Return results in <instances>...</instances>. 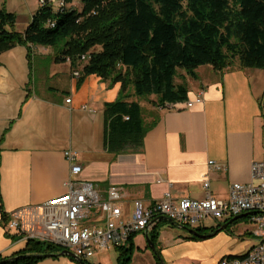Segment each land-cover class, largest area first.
Here are the masks:
<instances>
[{
    "label": "crops",
    "instance_id": "0c3cea01",
    "mask_svg": "<svg viewBox=\"0 0 264 264\" xmlns=\"http://www.w3.org/2000/svg\"><path fill=\"white\" fill-rule=\"evenodd\" d=\"M56 50L24 46L0 55V256L10 258L25 248L16 245V233L7 228L8 215L43 204L67 193L73 152L82 166L80 180L102 192L115 186L124 190L122 208L129 218L134 203L148 207L171 192L176 202L227 198L232 184L251 182V167L264 162V84L254 85L248 69L235 62L222 72L212 66L196 70V80L184 76L189 101L203 94V102L158 107L149 99L148 112L130 87V102H138L147 125H154L139 153L112 154L105 150L104 106L119 99L122 84L92 75L78 86L74 69L63 62L59 70ZM51 60L49 65L46 63ZM257 71V70H256ZM257 73V72H256ZM254 75V74H252ZM257 75V74H256ZM49 82L52 85H48ZM183 84V83H178ZM193 84V85H192ZM71 99V103L67 100ZM213 161L222 170L209 168ZM209 182V189L204 184ZM237 221H216L200 226L209 238L192 240L187 231L159 221L157 248L165 264H220L242 257L260 243L255 229ZM249 223L250 221L247 220ZM228 226L224 228L225 225ZM173 227V228H172ZM152 234V233H151ZM130 264H161L143 234L133 237ZM130 246V242L126 248ZM115 251V252H113ZM119 252L110 249L89 264H118ZM37 264H79L69 258L44 259Z\"/></svg>",
    "mask_w": 264,
    "mask_h": 264
},
{
    "label": "trees",
    "instance_id": "16d2710c",
    "mask_svg": "<svg viewBox=\"0 0 264 264\" xmlns=\"http://www.w3.org/2000/svg\"><path fill=\"white\" fill-rule=\"evenodd\" d=\"M81 2V12L41 4L24 33L14 31V13L0 10V55L18 46L26 47L29 57L32 46L60 48L57 61L70 59L74 69L82 68L78 86L92 75L121 83L119 99L104 106V147L109 153H139L154 128L145 123L141 105L129 101L130 87L138 98L156 96L158 107H175L189 101L186 83L175 82L179 68L194 79L203 66L222 72L237 62L242 69L264 70V0ZM158 237L156 231L150 235L156 248ZM117 250L118 264H130L133 238L128 248ZM61 251L30 242L10 258L29 257L7 264H37L42 256ZM7 259L0 256V262Z\"/></svg>",
    "mask_w": 264,
    "mask_h": 264
},
{
    "label": "built area",
    "instance_id": "2783aa9c",
    "mask_svg": "<svg viewBox=\"0 0 264 264\" xmlns=\"http://www.w3.org/2000/svg\"><path fill=\"white\" fill-rule=\"evenodd\" d=\"M41 4H46L41 0ZM62 2L60 8L65 7ZM83 56L82 61H87ZM68 62H71L68 59ZM76 78L80 72H75ZM71 99L67 103H71ZM203 102V94L185 103L187 109ZM71 166L65 183L68 191L37 206L20 208L8 215L7 228L16 233V242L50 244L69 250L87 262L88 258L118 248H126L133 236L151 234L162 218L173 220L178 226L197 230L206 219L233 220L238 212H248V220L256 227L260 243L242 257L225 258L220 264H264V162L251 167V182L232 184L227 198L207 196L203 200L183 199L176 202L171 192L153 206L142 200L134 203L129 218H125L122 202L124 190L112 186L102 192L98 185L80 180L83 171L77 156L67 151ZM209 168L223 167L210 161ZM209 189L210 184H204Z\"/></svg>",
    "mask_w": 264,
    "mask_h": 264
},
{
    "label": "rangeland",
    "instance_id": "374dc122",
    "mask_svg": "<svg viewBox=\"0 0 264 264\" xmlns=\"http://www.w3.org/2000/svg\"><path fill=\"white\" fill-rule=\"evenodd\" d=\"M40 2H41V0H0V10H7L10 13H14L17 16V23L14 27V31L24 33L27 30V28L29 27L30 23L32 22L33 17L39 11V9L41 7ZM44 2L45 3L48 2L49 4H52L54 10L58 11L60 9L61 3L65 2V0H44ZM64 4H65V7L68 9H74V10H77L79 12H81L83 10V4H82L81 0H73V2L71 4H67V3H64ZM59 50H60V48L56 50V52H58V53H56L58 56H59ZM96 50L98 51V50H100V48H96ZM46 63L51 65L52 61L48 60ZM69 63L71 64V62H69ZM59 65L60 66L57 67V68H59V70H65L66 65L63 62H61ZM203 67H205V66H203ZM252 74H254V75H252ZM184 76H189V75L187 74V72L184 69L179 68L177 71V77L175 79V82L177 84L178 83H186V81L183 79ZM249 76L251 77L250 79L252 80L253 85H254L255 81H257V80H255V77L259 76V80H261V82L259 84H260V86H261V84L263 86V84H264V70L249 71ZM191 78L192 77H190L189 80ZM192 79L196 80L194 78H192ZM51 83H53V82H51ZM51 83L49 82L48 85L51 86L52 85ZM256 85H258V81H257ZM150 97L151 96L142 97V98L137 97L139 99V102L142 103L144 113L148 112V105H149ZM244 220H246V221L241 223V228L246 227V228L253 229V230L255 229V227L247 221L248 218L244 219ZM216 223L217 222L214 221L213 219H206L204 222H202V226L212 227V226H215ZM174 230L180 231L181 229L180 228H174ZM16 245L24 246V243L23 242H16ZM113 252H115V251H113ZM91 260H92V258L87 259V261H91Z\"/></svg>",
    "mask_w": 264,
    "mask_h": 264
},
{
    "label": "water",
    "instance_id": "95a60500",
    "mask_svg": "<svg viewBox=\"0 0 264 264\" xmlns=\"http://www.w3.org/2000/svg\"><path fill=\"white\" fill-rule=\"evenodd\" d=\"M247 215L248 214H244V215L238 216V217L234 218L231 222H234V221H237V220L242 219L244 217H247ZM162 220L167 221L171 225H174V226H176V227H178V228H180V229H182L184 231H187L190 235L198 237V238H201V239H206V238L212 237V236H214L216 234V233L215 234H210V235L201 234L197 230L190 229V228L183 227V226H178L173 220H170L168 218H162L159 221H162ZM227 226H228V224L225 225L224 228H226ZM150 235L151 234L145 235L146 238H147V242H148V245H149L150 249L154 252V254L156 256H158V259L160 260L161 264H165L164 260L162 259L161 255L159 254V251L157 250L156 246L151 242ZM27 257H29V256H18V257L8 258L7 260L1 261L0 264H7L9 262L20 260V259H24V258H27ZM42 257L45 258V259H57V258L65 257V258L73 259L76 262H78L79 264H88V262L84 261L82 258L78 257L76 254H74L73 252H71L69 250H66V249L62 250L59 253L48 254V255H44Z\"/></svg>",
    "mask_w": 264,
    "mask_h": 264
},
{
    "label": "bare ground",
    "instance_id": "6f19581e",
    "mask_svg": "<svg viewBox=\"0 0 264 264\" xmlns=\"http://www.w3.org/2000/svg\"><path fill=\"white\" fill-rule=\"evenodd\" d=\"M244 214H248V212H238V216H241V215H244ZM246 218H248V215H247Z\"/></svg>",
    "mask_w": 264,
    "mask_h": 264
}]
</instances>
